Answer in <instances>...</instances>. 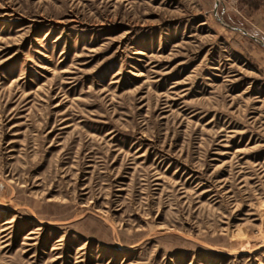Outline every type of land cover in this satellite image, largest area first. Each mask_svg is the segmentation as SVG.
Returning <instances> with one entry per match:
<instances>
[{
    "label": "rangeland",
    "instance_id": "1",
    "mask_svg": "<svg viewBox=\"0 0 264 264\" xmlns=\"http://www.w3.org/2000/svg\"><path fill=\"white\" fill-rule=\"evenodd\" d=\"M226 1L0 0V264H264V34Z\"/></svg>",
    "mask_w": 264,
    "mask_h": 264
},
{
    "label": "crops",
    "instance_id": "2",
    "mask_svg": "<svg viewBox=\"0 0 264 264\" xmlns=\"http://www.w3.org/2000/svg\"><path fill=\"white\" fill-rule=\"evenodd\" d=\"M239 1V4L249 10L251 13L250 19L258 26L264 34V0H227V8H232ZM243 8V9H244ZM242 9V8H241Z\"/></svg>",
    "mask_w": 264,
    "mask_h": 264
}]
</instances>
